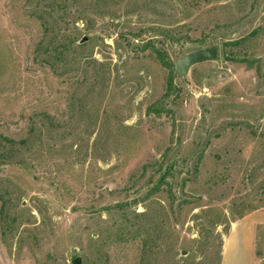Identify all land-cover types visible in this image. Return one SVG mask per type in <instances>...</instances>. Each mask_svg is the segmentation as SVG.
I'll return each instance as SVG.
<instances>
[{"label":"rangeland","instance_id":"obj_1","mask_svg":"<svg viewBox=\"0 0 264 264\" xmlns=\"http://www.w3.org/2000/svg\"><path fill=\"white\" fill-rule=\"evenodd\" d=\"M0 264H264V0H0Z\"/></svg>","mask_w":264,"mask_h":264},{"label":"water","instance_id":"obj_2","mask_svg":"<svg viewBox=\"0 0 264 264\" xmlns=\"http://www.w3.org/2000/svg\"><path fill=\"white\" fill-rule=\"evenodd\" d=\"M84 41L82 40V42ZM216 58L217 50L215 48L187 54L173 64V74L174 76L185 77L191 67Z\"/></svg>","mask_w":264,"mask_h":264},{"label":"trees","instance_id":"obj_3","mask_svg":"<svg viewBox=\"0 0 264 264\" xmlns=\"http://www.w3.org/2000/svg\"><path fill=\"white\" fill-rule=\"evenodd\" d=\"M155 53L157 54L156 55L157 56L156 59L159 62V64L164 69L168 70L171 73L172 69H173V64L168 61V59L166 58V55L163 54L160 50H155ZM164 112H165V110L163 108H161V107H156V108H153V109L149 110V113H152V114H154L155 116H158V117Z\"/></svg>","mask_w":264,"mask_h":264},{"label":"crops","instance_id":"obj_4","mask_svg":"<svg viewBox=\"0 0 264 264\" xmlns=\"http://www.w3.org/2000/svg\"><path fill=\"white\" fill-rule=\"evenodd\" d=\"M250 248L247 246L246 250L248 251Z\"/></svg>","mask_w":264,"mask_h":264}]
</instances>
